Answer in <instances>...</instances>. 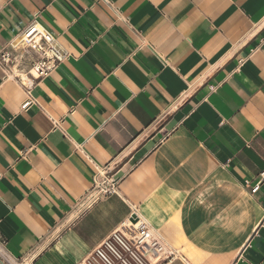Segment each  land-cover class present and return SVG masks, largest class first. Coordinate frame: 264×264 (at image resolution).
Listing matches in <instances>:
<instances>
[{"label":"crops","instance_id":"1","mask_svg":"<svg viewBox=\"0 0 264 264\" xmlns=\"http://www.w3.org/2000/svg\"><path fill=\"white\" fill-rule=\"evenodd\" d=\"M33 20L70 57L26 109L0 67L8 251L105 264L135 208L176 255L156 264H264V0H0V52ZM100 169L117 194L84 209Z\"/></svg>","mask_w":264,"mask_h":264},{"label":"built area","instance_id":"2","mask_svg":"<svg viewBox=\"0 0 264 264\" xmlns=\"http://www.w3.org/2000/svg\"><path fill=\"white\" fill-rule=\"evenodd\" d=\"M18 42L16 43V41ZM70 54L62 49L56 39L41 25L33 20L16 33L11 43L0 52V67L7 76L17 79L26 92L22 109L35 104L31 97V87L48 76L61 62L67 60ZM26 150L22 152V156ZM264 181V171L260 174ZM93 188L84 196V209L89 208L101 197L117 194L118 183L108 176L107 169H100L93 178ZM254 187L252 191H255ZM136 221H131L132 217ZM130 220L124 223L119 232H114L109 238L93 250L96 258L105 264H113L105 251L122 264H130L121 257V251L126 253L134 264H156L159 261L169 262L176 258L164 240L152 229L148 222L132 208ZM135 225H138L135 227ZM0 264H35L34 256L15 257L7 249V241L0 235Z\"/></svg>","mask_w":264,"mask_h":264},{"label":"water","instance_id":"3","mask_svg":"<svg viewBox=\"0 0 264 264\" xmlns=\"http://www.w3.org/2000/svg\"><path fill=\"white\" fill-rule=\"evenodd\" d=\"M131 221H133V222H135V221H136V219H135V217H134V216L131 218Z\"/></svg>","mask_w":264,"mask_h":264},{"label":"bare ground","instance_id":"4","mask_svg":"<svg viewBox=\"0 0 264 264\" xmlns=\"http://www.w3.org/2000/svg\"><path fill=\"white\" fill-rule=\"evenodd\" d=\"M18 42V40L16 41V43ZM138 225H135V227H137Z\"/></svg>","mask_w":264,"mask_h":264},{"label":"rangeland","instance_id":"5","mask_svg":"<svg viewBox=\"0 0 264 264\" xmlns=\"http://www.w3.org/2000/svg\"><path fill=\"white\" fill-rule=\"evenodd\" d=\"M166 260L160 261V262H165Z\"/></svg>","mask_w":264,"mask_h":264}]
</instances>
